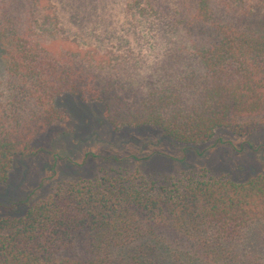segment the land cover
I'll list each match as a JSON object with an SVG mask.
<instances>
[{
	"label": "trees",
	"instance_id": "1",
	"mask_svg": "<svg viewBox=\"0 0 264 264\" xmlns=\"http://www.w3.org/2000/svg\"><path fill=\"white\" fill-rule=\"evenodd\" d=\"M41 7L42 0H0V183L61 118L52 98L78 90L84 74L97 82L92 96L111 108L115 127L116 118L152 125L186 144L204 143L219 128L241 136L264 129V0H131L135 23L151 32V58L101 66L73 56L35 63L41 50L24 36ZM169 185L156 190L118 173L59 186L24 216L0 218V264L240 262L231 245L242 236L231 234L264 217V174L243 183L188 175ZM208 226L218 231L213 242L199 235Z\"/></svg>",
	"mask_w": 264,
	"mask_h": 264
},
{
	"label": "rangeland",
	"instance_id": "2",
	"mask_svg": "<svg viewBox=\"0 0 264 264\" xmlns=\"http://www.w3.org/2000/svg\"><path fill=\"white\" fill-rule=\"evenodd\" d=\"M129 2L42 0L39 16L31 20L33 25L24 36L28 47L41 50L32 54L35 63L42 58L52 59L51 56L100 66L115 57L132 59L133 55H145L150 56L149 60L151 32L135 23ZM87 75L75 81L78 90L52 98L49 106L61 118L34 139L31 155L15 157L7 180L0 183V218H20L31 204L46 199L59 186L106 175L116 177L120 173L136 183L154 185L157 190L188 175L243 183L264 174V129L241 136L219 128L204 143L186 144L164 136L152 125L121 124L123 120L116 118L120 124L115 127L109 121L111 108L92 96L98 86L92 77L87 80ZM3 76L0 59V78ZM52 82H60V78L55 75ZM85 82L89 83L87 87ZM205 227L199 235L213 242L217 229ZM238 235L242 239L231 245L239 255L237 264H264V217L251 220L244 229L235 228L231 237ZM229 239L230 236L226 241ZM194 241L183 239L192 247L197 244ZM183 243L182 248H191Z\"/></svg>",
	"mask_w": 264,
	"mask_h": 264
}]
</instances>
